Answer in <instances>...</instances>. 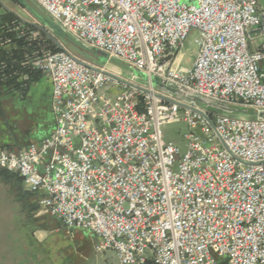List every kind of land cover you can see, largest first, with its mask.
Listing matches in <instances>:
<instances>
[{
	"label": "built area",
	"instance_id": "obj_1",
	"mask_svg": "<svg viewBox=\"0 0 264 264\" xmlns=\"http://www.w3.org/2000/svg\"><path fill=\"white\" fill-rule=\"evenodd\" d=\"M34 1L149 81L264 111L258 0ZM192 29L198 49L180 68ZM73 56L33 59L51 82L55 126L39 143L1 149L0 167L41 192L40 207L66 228L96 235L112 264H264V118L182 108ZM169 123L183 125V143L165 138Z\"/></svg>",
	"mask_w": 264,
	"mask_h": 264
},
{
	"label": "rangeland",
	"instance_id": "obj_2",
	"mask_svg": "<svg viewBox=\"0 0 264 264\" xmlns=\"http://www.w3.org/2000/svg\"><path fill=\"white\" fill-rule=\"evenodd\" d=\"M29 1L38 10L42 11V14L45 13L36 1ZM258 2L260 5H264V0H258ZM5 9L13 12L22 21L37 22V19L31 12L21 4L11 0H0V12H3ZM19 26L22 25L18 24ZM18 27L16 26V28ZM197 36L198 31L192 29L180 48L177 54L180 68L191 66L198 49V45L195 42ZM58 41L71 53L98 66H103L109 73L119 75L127 81L132 79L131 71L121 62L110 59L103 61L96 54L95 50L84 48L71 40L66 41V39L61 40L58 38ZM137 77L140 81L145 80V76L140 72H138ZM48 91V87L44 85L42 92L35 93L33 89L30 92L31 95L37 97L35 111L42 116V132L52 125L53 115L51 107L48 110L45 103L49 99ZM31 95L29 98H31ZM35 114L32 112L31 116H36ZM236 115L245 116V114L241 113H237ZM182 130L183 125L180 123H169L163 126L165 138L176 141L177 144L183 143L180 135ZM23 184L29 190L28 185L24 182ZM20 206V203L16 201L13 194L8 191V187L0 180V264L111 263V260L108 258V251L104 253V251L97 250L98 238L93 233L78 228H66L61 223L58 226L57 223L60 221L50 216L42 208L29 216L20 209ZM35 225L41 226L42 231L34 230ZM33 233L38 240H35Z\"/></svg>",
	"mask_w": 264,
	"mask_h": 264
},
{
	"label": "trees",
	"instance_id": "obj_3",
	"mask_svg": "<svg viewBox=\"0 0 264 264\" xmlns=\"http://www.w3.org/2000/svg\"><path fill=\"white\" fill-rule=\"evenodd\" d=\"M11 1L20 4L18 0ZM18 24L22 26L18 27ZM58 50L41 31L23 22L13 12L7 9L0 12V98L9 95L25 100L32 84L43 77V73L32 65L33 59L45 52ZM0 180L26 214L31 216L41 208L39 200L42 193L26 189L19 174L0 167Z\"/></svg>",
	"mask_w": 264,
	"mask_h": 264
},
{
	"label": "water",
	"instance_id": "obj_4",
	"mask_svg": "<svg viewBox=\"0 0 264 264\" xmlns=\"http://www.w3.org/2000/svg\"><path fill=\"white\" fill-rule=\"evenodd\" d=\"M21 5L27 8L31 12V14L37 19V22H29L27 20H23L24 22L30 24L31 26L37 28L39 31H41L49 40H51L59 49H64L62 44L58 41V38L62 40L60 37H64L65 39L71 40L74 43L79 44L80 46L84 48H88L91 50H95L96 54L102 59L103 61H108L110 60H117L121 62L123 65L127 66L129 70L131 71V78L137 81L138 83L142 84L143 86L132 84L136 86L138 89L144 91V92H151L154 91L153 93L155 96L158 98H161L164 101L167 102H173L177 103L180 107L182 108H189L190 110L193 111H200L197 108L194 107V105H197L201 108H207L209 111H212L214 113L221 112V113H229V114H245L247 116H258V117H263L264 118V111H254L251 109L247 108H240V107H235L231 106L225 103L221 102H216L212 99L196 95L192 93L191 91H188L184 88L177 87V86H172L169 83H165L163 79L159 77H151L150 81L148 76L137 69H134L127 65L126 63L122 62L121 60L114 58V57H109L108 54L100 49L97 48H89L87 46H84L80 42H78L76 39H74L72 36H70L67 32H65L57 23H55L46 13L42 14V11L38 10L34 5L31 4L29 0H18ZM79 63L84 64L88 67L93 68L88 62V60L81 58L80 56H77L74 54L73 56ZM90 62V61H89ZM138 72L142 73L145 76V80L140 81L137 77ZM107 74L114 76L113 74L107 72ZM48 81V84H50V89H49V99L45 101L47 109L50 110L51 107V82L48 78H46ZM45 79V81H46ZM44 80V79H43ZM43 81V82H45ZM46 81V82H47ZM148 87H151L152 90H150ZM29 96L30 94L27 95L25 100L20 101L18 96H15V98L18 100V104H23V105H28V110L32 111L34 110L32 106L29 104ZM190 103V104H187ZM25 103V104H24ZM27 103V104H26ZM208 123L210 126L214 129V126L210 119L205 116ZM169 140V139H168ZM173 141V140H171ZM176 143V141H173ZM180 144V143H179Z\"/></svg>",
	"mask_w": 264,
	"mask_h": 264
},
{
	"label": "crops",
	"instance_id": "obj_5",
	"mask_svg": "<svg viewBox=\"0 0 264 264\" xmlns=\"http://www.w3.org/2000/svg\"><path fill=\"white\" fill-rule=\"evenodd\" d=\"M45 79V77H42L34 83L28 94L31 95L32 89L35 90V93L42 92L44 85L49 90L50 84ZM36 98L35 95H31V98H29V104L33 106V111L28 110V105L18 104V100L14 96L8 95L0 98V150L4 146L8 149L19 150L30 143H39L44 136L53 130L55 126L54 117L52 118L51 127H47L46 131L42 132V116L35 111ZM32 112L36 113V116H31ZM20 209L24 211L21 206ZM34 230L42 231V227L35 225ZM34 238L37 239L36 236ZM106 251H108V258L113 263L116 260L115 253L111 250H105L104 253Z\"/></svg>",
	"mask_w": 264,
	"mask_h": 264
}]
</instances>
